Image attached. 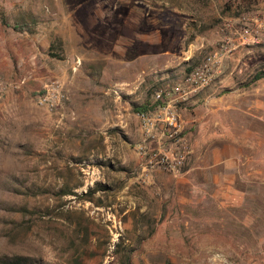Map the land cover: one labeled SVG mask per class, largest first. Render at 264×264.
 I'll return each instance as SVG.
<instances>
[{"label":"rangeland","instance_id":"374dc122","mask_svg":"<svg viewBox=\"0 0 264 264\" xmlns=\"http://www.w3.org/2000/svg\"><path fill=\"white\" fill-rule=\"evenodd\" d=\"M160 1L0 0V264H264V185L189 204L133 156L134 107L182 65ZM242 1L231 29L264 34V0Z\"/></svg>","mask_w":264,"mask_h":264},{"label":"crops","instance_id":"0c3cea01","mask_svg":"<svg viewBox=\"0 0 264 264\" xmlns=\"http://www.w3.org/2000/svg\"><path fill=\"white\" fill-rule=\"evenodd\" d=\"M247 8V2L242 0L159 2V10L166 17H175L179 33L174 39L182 41L179 51H166L180 56L182 65L164 75L168 81L163 86L175 85L201 64L207 54L216 52L223 41H229L233 49L221 63L215 83L180 106L190 149L181 173L159 168L150 172L148 186L155 184L164 193L173 192L189 204L213 199L225 209L241 207L249 198L248 184L264 185V90L256 89L262 93L254 100L246 97L247 87L264 82L261 79L251 83L254 75L264 70V34L249 32L248 40L244 41V32L231 29L232 22L239 20L238 13ZM165 22L169 28L170 19ZM255 25L260 26L259 21ZM256 39L261 43L252 45L250 42ZM250 104L256 109L251 110ZM142 138L140 127L139 142ZM133 156L141 162L136 151ZM142 168L146 174L148 171Z\"/></svg>","mask_w":264,"mask_h":264},{"label":"built area","instance_id":"2783aa9c","mask_svg":"<svg viewBox=\"0 0 264 264\" xmlns=\"http://www.w3.org/2000/svg\"><path fill=\"white\" fill-rule=\"evenodd\" d=\"M244 41L249 32H244ZM229 41H223L216 52L207 54L201 64L186 73L175 85L164 86L154 97L156 105L146 112L138 113L143 138L137 146L146 176L156 167L171 173H181L190 149L184 135L180 106L191 96L215 83L218 69L224 59L232 54ZM60 90L54 86L41 98L43 102L59 99Z\"/></svg>","mask_w":264,"mask_h":264},{"label":"trees","instance_id":"16d2710c","mask_svg":"<svg viewBox=\"0 0 264 264\" xmlns=\"http://www.w3.org/2000/svg\"><path fill=\"white\" fill-rule=\"evenodd\" d=\"M13 29L18 30V31H24L25 29V25L24 24H17L13 26ZM261 79H264V70L257 72L254 77L251 80V83H255ZM47 93V91H40L37 92L36 95L39 96L40 98H42L45 94ZM156 105H154L152 102H147L144 103L142 105H138L134 107V110L137 113H143L146 112L152 108H155ZM7 264H31L30 260L26 259V258H21V257H17L11 261H9Z\"/></svg>","mask_w":264,"mask_h":264}]
</instances>
